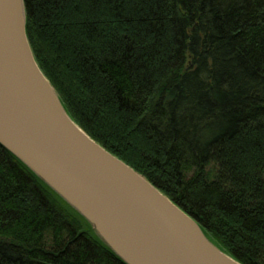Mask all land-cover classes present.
I'll return each instance as SVG.
<instances>
[{"label": "trees", "instance_id": "trees-1", "mask_svg": "<svg viewBox=\"0 0 264 264\" xmlns=\"http://www.w3.org/2000/svg\"><path fill=\"white\" fill-rule=\"evenodd\" d=\"M37 63L72 119L264 264V0H24ZM0 264H126L0 143Z\"/></svg>", "mask_w": 264, "mask_h": 264}, {"label": "water", "instance_id": "water-1", "mask_svg": "<svg viewBox=\"0 0 264 264\" xmlns=\"http://www.w3.org/2000/svg\"><path fill=\"white\" fill-rule=\"evenodd\" d=\"M24 0H0V143L126 264H243L68 114L31 48Z\"/></svg>", "mask_w": 264, "mask_h": 264}]
</instances>
